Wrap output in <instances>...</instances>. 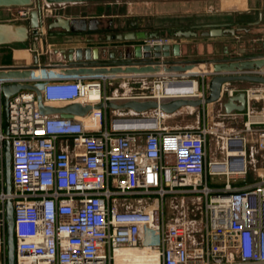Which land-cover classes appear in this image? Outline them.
I'll list each match as a JSON object with an SVG mask.
<instances>
[{"label": "built area", "instance_id": "built-area-1", "mask_svg": "<svg viewBox=\"0 0 264 264\" xmlns=\"http://www.w3.org/2000/svg\"><path fill=\"white\" fill-rule=\"evenodd\" d=\"M29 14L23 8L20 17ZM145 43L172 41L158 37ZM56 70L39 69L26 82L40 90L45 105H96L112 99L102 89L108 79L96 83ZM238 74L264 76V71ZM17 82L25 83L2 79L0 87ZM206 85L203 78L197 97H206ZM244 92L245 130H254L264 148V104L257 114L251 111V99L264 100V89ZM223 93L230 97L235 87ZM148 98L164 97L154 92ZM4 114L0 90V264H8V200L14 206L15 264H131L117 261V252L124 249L146 252L152 259L143 264H264V173L239 188L230 173H221L227 176L224 186L213 188L208 182L212 164L207 163L211 126L169 130L161 126L165 115L159 113L157 125L146 131L112 129L106 109L74 119L43 115L34 90L10 97L8 133ZM7 140L11 193L6 190ZM244 140L232 131L227 134L224 162L230 167L242 164L233 153L243 147L232 144ZM244 165L237 173H246V161ZM170 196L203 200L201 222L189 219L186 210L169 219L164 204Z\"/></svg>", "mask_w": 264, "mask_h": 264}, {"label": "water", "instance_id": "water-1", "mask_svg": "<svg viewBox=\"0 0 264 264\" xmlns=\"http://www.w3.org/2000/svg\"><path fill=\"white\" fill-rule=\"evenodd\" d=\"M130 0H0V9L3 8H29L30 14L26 20L20 22H0V47L21 46L29 43L32 38L41 36L45 24L43 19V6L51 5H77L97 2H121ZM36 5V8L34 6ZM33 8V9H31ZM262 21V14L256 25ZM100 20L98 18L64 17L56 16L46 24V30L50 36L67 39L71 35L93 34L100 30ZM231 31V30H230ZM175 36H191L196 32L192 30H176ZM203 36L217 37L224 34V30L219 26H209L208 30L201 32ZM112 38L111 36H109ZM119 42L129 43L122 45L124 50L118 52L108 51L107 48L99 47H78L61 48L56 50V54H61L62 61L54 62L47 66H40L38 59L34 63L26 66L0 67V80L24 81L5 84L0 87L4 97V120L5 130L8 133V102L11 96L21 90H34L37 93V103L39 112L43 115L57 114L61 118L74 119L84 117L93 109H106L113 111H128L129 116H120L114 119V123H132L150 121L155 123L148 128L125 127L149 129L154 128L159 120L158 114L166 116L172 115L180 109L203 108L213 104H220L226 115L235 112L243 113L247 108L246 92H236L230 97L223 93L224 88L233 89L235 82L244 81L250 83L264 84V76L238 74L244 71H264V38L261 42V51L254 55L240 57H224L205 60H181V46L178 43L165 44L163 46L146 44L149 39L158 38V32H126L113 36ZM93 42L92 36L88 39ZM207 65L212 67L211 76L207 81L206 97L197 98L193 94L174 95L169 97L164 90L163 99L156 98H123V102H116L111 99L99 104L71 103L62 107L47 106L43 102L42 94L38 88L26 83L32 78L35 71L39 69H57L60 74L66 76H79L94 79L97 82L116 77H150L164 75L161 83L169 86L189 87L193 84V79L187 76L189 71L196 67ZM173 76V77H171ZM155 111V114H151ZM123 125V124H122ZM128 126V127H126ZM242 149V147H240ZM242 162L240 167L233 170H244L245 159L243 155L236 156ZM6 190L12 191L11 182V145L6 141ZM7 217V241H8V264H15V237H14V206L11 200L6 203Z\"/></svg>", "mask_w": 264, "mask_h": 264}, {"label": "crops", "instance_id": "crops-1", "mask_svg": "<svg viewBox=\"0 0 264 264\" xmlns=\"http://www.w3.org/2000/svg\"><path fill=\"white\" fill-rule=\"evenodd\" d=\"M258 1L259 0H130L121 2H97L92 6L93 11H91V13L84 12L81 15H65L64 17H81L85 15L87 18H98L100 20L99 31L91 35H71L67 39L57 37V41L49 46L51 50H48V48L46 51H43V44H40L42 51L34 55L33 63L36 58L38 59V64L40 66H47L49 64H53L54 62L62 61L61 54H55V50H60L61 48H85L91 46L99 47L100 49L107 48L108 51L115 50L116 52L121 49L124 50V47H126L125 45H128L129 43L119 42L113 36L126 32H158L159 37L169 38L172 41V44H180L181 60H205L213 58L246 56L242 54L245 52L246 48L243 45V38L246 37L250 30V26L252 25L251 19L255 16H258L259 21L261 14L262 18H264V0H260L262 5L259 7ZM144 7H148V9L154 8L157 11L161 9L165 16L163 18L161 17V19L154 20H150L149 16L147 18L146 16H142V18L133 16L135 9H143ZM209 26L222 27L224 34L217 37L203 36L201 32L203 30H208ZM178 29L192 30L196 32V34L188 37H177L174 33ZM46 34L49 35L48 31L45 29L42 31L41 36L37 37V39L43 38ZM91 36L93 38V42L89 43L88 39ZM122 45H124L123 48ZM49 51L51 53L50 55H48ZM33 63L28 62L19 66L31 65ZM41 70L44 71L46 69L41 68ZM211 72L212 67L201 65L199 72L187 76L194 75L198 77L199 82L202 84L203 77H205V81L207 82L210 78L209 73ZM164 77L166 76L162 74L150 77H116L108 79L106 83H108V81H120V87L123 91L122 93L117 91V97L120 99L130 96H132V98H148L153 94L152 92L148 95H145V93H140L145 89L146 84L151 81L161 84V80L164 79ZM130 81H134L133 83L135 84L129 85ZM233 84L236 92H244L249 90L250 92L256 93L259 90L264 89L263 84L259 83L238 81ZM169 87L170 86L166 85L164 89H162L161 84V88L159 89L158 87V93L160 95L165 94L163 91L168 90ZM205 88L207 89V87ZM179 89L180 87L173 86L169 89V92L166 93L168 96L181 95V93H178L179 91H177ZM133 90L137 91V93L130 95ZM104 92L112 99H118L116 97H112V95L107 91ZM119 95L121 97H119ZM263 104L264 100L260 99L259 96H253L251 99V111L254 114H257ZM62 106L65 105L58 104L55 107ZM184 109L185 108L180 109L172 115H165L163 118L161 117V120H159V122H161V126L163 128H167L164 125V119L183 114ZM217 110L219 113L224 115V111L220 104H213L211 106L198 108L200 119L203 122V125L207 124L211 127L214 126V113ZM155 113V111H152L151 114ZM230 116L234 119L244 120V126L242 130L239 129L238 131L235 128H231L230 131L236 134L247 132L245 130V123L247 121L246 112H236ZM116 126L120 127V125ZM214 162L222 163L218 160L214 161V147L211 143H208L207 163L212 164L211 167H208V182L213 188L214 177L210 173H232V171H214Z\"/></svg>", "mask_w": 264, "mask_h": 264}, {"label": "rangeland", "instance_id": "rangeland-1", "mask_svg": "<svg viewBox=\"0 0 264 264\" xmlns=\"http://www.w3.org/2000/svg\"><path fill=\"white\" fill-rule=\"evenodd\" d=\"M94 3L87 4H77V5H51L43 6V19H44V30L46 29V24L54 19L56 16H76L81 15L82 13H91L92 6ZM262 5V2L258 1V7ZM36 8V5L34 6ZM33 9V8H31ZM20 12L22 9L20 8H3L0 9V22H20L26 19H21ZM52 12V13H51ZM158 14V15H157ZM133 16L137 18H142V16H149L150 20L161 19L163 18L164 12L159 9L158 11L154 8L148 9V7H144L143 9H135ZM258 16H255L251 19L252 23H257ZM264 38V18L258 24H254L250 26V30L245 38H243V45L246 47L245 52L242 53L244 55H254L261 51V42ZM57 41V37L45 35L43 38L37 39L32 38L29 43L21 46H7L0 47V67H9V66H19L26 63H33V57L35 54H38L42 51L41 45L43 44V51H46L49 46ZM48 50H51L49 48ZM52 52V51H51ZM50 51L48 55H50ZM193 80L197 81L199 84V93L202 92L203 83L199 82V78L192 75L188 76ZM205 78V77H203ZM134 81H130L129 85H134ZM160 82V81H159ZM158 83L148 82L145 86V89L140 93H145L148 95L149 93H153L156 91L155 87ZM103 92L107 91L112 97L118 98V92L122 93V89L120 87V81H108L106 85L103 84ZM157 92V91H156ZM133 93H137V91L133 90L130 95ZM198 96V95H197ZM119 97H121L119 95ZM132 97V96H130ZM125 97V98H130ZM199 98V97H197ZM116 102H123V99H113ZM219 110V109H218ZM218 110L214 113V126L211 128L214 129V133L209 136V143H211L214 147V161L218 160L219 162H224L226 160V138L227 134L231 128H235L239 131V129H243L244 120L243 119H234L231 116H224L219 113ZM108 113V123L112 129H120L116 127L114 123V119L120 116H129L128 111H113L107 110ZM164 125L168 129H183V128H195L198 126H202L203 122L200 119V115L198 112V108H190L186 107L184 109V113L175 117H170L164 119ZM207 125V124H205ZM209 126V125H208ZM256 129V128H253ZM144 131L148 129H143ZM238 134V133H237ZM239 136L245 138L243 141L244 144L243 152L245 153L244 159L246 161V173H236L238 171L234 170V174L230 173L229 176L233 181V186L239 188L245 184H251L255 182L259 175L264 173V148L260 146L258 142L257 133L253 130L250 132H245L238 134ZM233 147H241L240 143L234 142L232 144ZM238 165L233 163L232 167L236 168ZM214 177V188H222L226 181V175L218 174ZM134 204H137V200L133 201ZM165 214L170 218H177L180 214H183V211L186 210L188 214V218L191 220H195L198 223L201 222V214L203 212V200L198 197L187 198L185 200L175 199L171 196L167 198L164 204ZM199 226V225H198ZM196 239L201 242L202 236L200 233H196Z\"/></svg>", "mask_w": 264, "mask_h": 264}, {"label": "bare ground", "instance_id": "bare-ground-1", "mask_svg": "<svg viewBox=\"0 0 264 264\" xmlns=\"http://www.w3.org/2000/svg\"><path fill=\"white\" fill-rule=\"evenodd\" d=\"M52 13V12H51ZM199 69L200 67H196L194 68L192 71H189L187 73V75H190V74H195L197 72H199ZM162 84V83H161ZM161 84L158 85L159 89L161 88ZM168 85V84H162V89H164V87ZM169 86V85H168ZM158 87H157V92H156V96H159L160 94L158 93ZM173 86H170V88H172ZM180 89L177 90L179 91L178 93H181V95H185V94H193L195 96H197L199 93V84L197 81H193V84L191 87H189L188 85H184V86H179ZM169 89L168 90H165L166 92H169ZM93 100H97L98 97H99V93L98 92H94L91 94ZM171 97V96H169ZM158 123V122H157ZM117 124H120V127H125V125H128L129 127H144V128H148V127H151V126H154L155 123H151L150 121H145V122H132V123H117ZM122 125V126H121ZM126 126V127H128ZM238 143H240L238 141ZM240 145H243V143ZM234 155L238 156V155H242L244 154V152H240V150H234ZM214 171H217V172H222V171H226V172H233L234 170L230 168V164H226L225 162L223 163H220L218 165H214ZM237 171V170H236ZM150 259L152 258H149V256L147 255L146 252H143V251H138V250H135V249H124V250H119L117 252V261H121V260H126V261H129L131 264H143L147 261H149Z\"/></svg>", "mask_w": 264, "mask_h": 264}, {"label": "flooded vegetation", "instance_id": "flooded-vegetation-1", "mask_svg": "<svg viewBox=\"0 0 264 264\" xmlns=\"http://www.w3.org/2000/svg\"><path fill=\"white\" fill-rule=\"evenodd\" d=\"M50 35V34H49ZM57 50V49H56ZM56 50H55V54H56Z\"/></svg>", "mask_w": 264, "mask_h": 264}, {"label": "trees", "instance_id": "trees-1", "mask_svg": "<svg viewBox=\"0 0 264 264\" xmlns=\"http://www.w3.org/2000/svg\"><path fill=\"white\" fill-rule=\"evenodd\" d=\"M25 45V44H24Z\"/></svg>", "mask_w": 264, "mask_h": 264}]
</instances>
